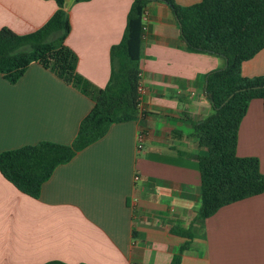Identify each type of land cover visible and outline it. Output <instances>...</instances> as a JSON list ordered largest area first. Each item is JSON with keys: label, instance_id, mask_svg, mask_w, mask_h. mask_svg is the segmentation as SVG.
Returning a JSON list of instances; mask_svg holds the SVG:
<instances>
[{"label": "crops", "instance_id": "1", "mask_svg": "<svg viewBox=\"0 0 264 264\" xmlns=\"http://www.w3.org/2000/svg\"><path fill=\"white\" fill-rule=\"evenodd\" d=\"M201 0H174L190 6ZM82 90L37 63L14 84L0 75V153L49 142L69 145L108 83L110 49L124 33L132 0H65ZM57 7L46 0H0V29L35 32ZM141 44L136 121L107 133L55 168L37 199L0 174V264H264V193L221 207L191 238L200 208V157L191 122L214 109L206 76L224 67L212 54L187 51L168 5L149 3ZM264 75V49L242 64ZM142 136L141 148L137 137ZM236 156L256 158L264 175V111L250 101L237 131ZM137 176L138 180L134 181Z\"/></svg>", "mask_w": 264, "mask_h": 264}, {"label": "trees", "instance_id": "2", "mask_svg": "<svg viewBox=\"0 0 264 264\" xmlns=\"http://www.w3.org/2000/svg\"><path fill=\"white\" fill-rule=\"evenodd\" d=\"M46 1H53L57 9L35 32L18 36L0 29V75L14 84L37 63L86 93L84 80L76 72L77 58L64 44L71 30L66 2ZM152 2L171 9L188 52L212 54L224 61L223 68L206 76L205 93L214 112L191 122L192 137L205 150L198 160L200 208L188 230H173L175 235L190 239L195 226L202 227L221 207L264 193L259 161L236 156L238 127L250 101L261 99L264 111V75L248 78L241 74L242 64L264 49V0H201L190 6L176 5L174 0H132L123 36L110 49L108 83L94 94V106L80 122L71 144L42 142L4 151L0 153V174L19 192L37 199L56 167L104 137L112 124L136 121L142 16ZM185 248L180 247L171 264H180Z\"/></svg>", "mask_w": 264, "mask_h": 264}, {"label": "built area", "instance_id": "3", "mask_svg": "<svg viewBox=\"0 0 264 264\" xmlns=\"http://www.w3.org/2000/svg\"><path fill=\"white\" fill-rule=\"evenodd\" d=\"M145 22H146V16L143 15V16H142L143 31H145V24H144ZM142 92H143V89H142V87L140 86V84H138V87H137V93H138V96H140V95L142 94ZM137 142H138V144H137V148L140 149V148H141V142H142V136H141V134L138 135V137H137ZM137 180H138V177L135 176V177H134V181H137Z\"/></svg>", "mask_w": 264, "mask_h": 264}, {"label": "water", "instance_id": "4", "mask_svg": "<svg viewBox=\"0 0 264 264\" xmlns=\"http://www.w3.org/2000/svg\"><path fill=\"white\" fill-rule=\"evenodd\" d=\"M206 85H207V83H205V87H204V90H206Z\"/></svg>", "mask_w": 264, "mask_h": 264}]
</instances>
